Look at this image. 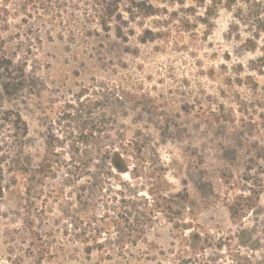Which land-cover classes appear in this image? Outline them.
Listing matches in <instances>:
<instances>
[{
  "label": "rangeland",
  "instance_id": "obj_1",
  "mask_svg": "<svg viewBox=\"0 0 264 264\" xmlns=\"http://www.w3.org/2000/svg\"><path fill=\"white\" fill-rule=\"evenodd\" d=\"M136 1L0 0V264H264V0Z\"/></svg>",
  "mask_w": 264,
  "mask_h": 264
},
{
  "label": "trees",
  "instance_id": "obj_2",
  "mask_svg": "<svg viewBox=\"0 0 264 264\" xmlns=\"http://www.w3.org/2000/svg\"><path fill=\"white\" fill-rule=\"evenodd\" d=\"M215 1V0H214ZM222 1V0H219ZM228 3V6H231L232 2H234V0H226ZM180 4H185V0H179ZM144 3L143 2H137L136 0H133L132 2V11L135 12H141L143 10V6ZM118 8L119 5L116 4L113 8H109L107 9V15L109 17V19H115V17H120V15H118ZM154 8L152 7V11L149 12L147 15H154L156 12V10H153ZM118 15V16H117ZM253 26L255 27V29L259 30V31H263L264 30V15L259 13L254 15V19H253ZM19 120H17V124L19 125V122L21 120L20 116H17ZM20 129L23 130V134L25 135L27 133V127H21L19 126ZM122 159H118L115 160L112 159L111 163L113 164V166L116 168V170H118L121 173H125L128 172V165L126 164V162H122ZM45 171V170H44ZM0 195H2V187H1V183H0ZM247 197L244 196H240L239 199L241 200H246ZM181 203V202H180ZM251 209V206H242L241 203L238 204H234L232 206H230V213H231V217L232 219H241L244 215V213ZM187 224H183V227H186ZM182 227V226H181ZM14 264H19V263H14ZM34 264H43V259L42 258H38L35 260Z\"/></svg>",
  "mask_w": 264,
  "mask_h": 264
}]
</instances>
